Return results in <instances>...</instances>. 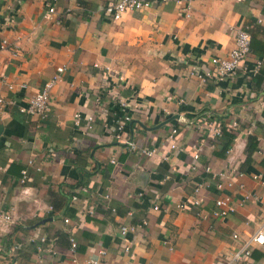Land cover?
I'll use <instances>...</instances> for the list:
<instances>
[{
  "label": "crops",
  "instance_id": "0c3cea01",
  "mask_svg": "<svg viewBox=\"0 0 264 264\" xmlns=\"http://www.w3.org/2000/svg\"><path fill=\"white\" fill-rule=\"evenodd\" d=\"M110 1L0 0V39L17 44L16 53L0 51V97L9 101L0 107V213L14 220L10 231L0 232V264L87 258L220 264L263 222L264 64L252 73L264 55L261 3L184 0L188 17L184 2L151 0L148 9L112 20L105 12ZM241 27L250 34V51L234 76L201 82L187 74L211 69L210 59L233 49ZM58 66L65 71L52 89L48 117L21 113ZM126 111L131 120L124 136L154 148L153 155L131 151L112 136L110 126ZM174 127L178 149L164 159ZM212 127L223 133L213 136ZM248 139L255 144L251 151ZM231 168L242 175L230 173L217 189V174ZM200 183L203 202L194 207L190 198ZM244 194L256 198L243 202ZM219 196L234 206L222 218L211 215ZM124 225L135 226L127 241L119 234ZM40 236L46 241L38 250ZM245 260L264 264V245H253Z\"/></svg>",
  "mask_w": 264,
  "mask_h": 264
},
{
  "label": "built area",
  "instance_id": "2783aa9c",
  "mask_svg": "<svg viewBox=\"0 0 264 264\" xmlns=\"http://www.w3.org/2000/svg\"><path fill=\"white\" fill-rule=\"evenodd\" d=\"M163 3L173 1L175 3H183L184 0H160ZM237 1H252V0H237ZM262 7L264 8V0H258ZM151 6V0H111L108 2V4L105 7L106 14L112 19V20H119L124 13L127 11H138V10H144L148 9ZM183 11L185 12L186 16H190V3L189 1L183 3ZM54 12L53 5H48L47 7V13L51 14ZM250 34L247 31L246 28H238L236 30L235 34V42L234 47L229 51V53L225 56H214L210 59V63L212 65L211 69H203V68H191L188 70L189 76H194L197 79H199L201 82H205L208 79H215L217 81H223L231 76H234L238 69L240 68V65L242 61L245 59L247 54L250 51ZM17 44L11 43L6 38L0 39V51L3 50H10L13 53H16ZM264 64V55L257 59L255 61V65L253 67L252 73H257L259 68ZM65 71V66H58L56 67L55 72L51 75L49 79H47L41 89L31 95L27 102L19 107V111L21 113L27 114V115H36L39 116L42 119H46L48 117V114L50 112V96L53 87L56 85L58 81H60L62 74ZM23 86V85H22ZM7 87L9 89H12L13 85L8 84ZM227 90L230 88L227 87ZM97 103H99V98L96 99ZM9 101L3 99L0 97V107L7 104ZM118 104L120 107L124 109L125 104L122 101H118ZM125 110V109H124ZM74 118V124L78 125L80 121V114L75 113L73 115ZM131 116L130 113L127 111L116 120L111 126L110 130L112 133V136L115 140L123 142L131 151H137L141 153L144 156H151L155 153V149H147V148H141L137 144L136 141L133 139L124 136V131L126 129V125L128 122H130ZM87 121L89 122L88 128H91V123L93 122V118L91 116L87 117ZM234 126H236V123H233ZM211 132L213 136H220L222 131L220 127H212ZM177 133V129L174 127L171 129V132L169 133L168 141H169V151L168 153L163 155L164 159L169 158V154L171 151H176L178 149V145L175 139V135ZM194 154L193 158L196 160L199 157V151H200V145H194ZM226 152H229L227 150ZM32 161H29L31 163ZM196 166L192 165V169H195ZM206 171H209V167H205ZM27 169L24 168L21 170V177H20V183H25L27 179ZM230 173L242 175L240 171H237L234 168H231L230 171H223L219 172L216 176L215 185L217 189H221L224 186V179L228 178V175ZM259 175H254V178H257ZM227 184L230 185V181H227ZM204 186L203 183L196 184L193 187L192 196L190 198V205L197 207L200 206L203 202V198L200 196L199 192L201 188ZM256 197H252L250 194H244L242 201L245 202L249 199H253ZM73 199H76L75 196H73ZM177 207L181 210H185L187 208V205L183 202H180L177 204ZM157 209V207H154ZM48 210L52 211L53 207L48 206ZM234 210V206L232 205L230 199L226 196H219L215 199V208L211 211V215L213 217L222 218L232 212ZM263 217H264V209H263ZM64 223H68L69 219L64 218ZM14 224V220L12 216L8 213H0V232H8L10 231L12 225ZM143 224H146V221H143ZM135 229L134 225L129 226H121L119 229V234L124 239V241H127V235L131 232H133ZM234 237H236V234H233ZM38 246L37 249L41 250L43 244L45 243V237L40 236L38 239ZM253 245H264V219L261 225L256 229V231L246 240V242L241 245L237 250H235L233 253H231L224 262L220 264H231V263H237L239 261H242L243 264H248L247 260L245 258H248L252 251ZM76 242L73 237H70V246L69 250L71 253H74L76 250ZM123 250L125 252L130 251V244L126 243L123 245ZM99 255L105 254V249H100ZM75 261V260H74ZM98 258H87L83 261H75V264H99Z\"/></svg>",
  "mask_w": 264,
  "mask_h": 264
},
{
  "label": "trees",
  "instance_id": "16d2710c",
  "mask_svg": "<svg viewBox=\"0 0 264 264\" xmlns=\"http://www.w3.org/2000/svg\"><path fill=\"white\" fill-rule=\"evenodd\" d=\"M223 133V132H222ZM225 135H227L228 137H229V139H232V135H229V134H227V133H224ZM251 139V138H250ZM250 139H248V150L247 151H251L253 148H255V144L254 143H251V140ZM250 141V142H249ZM228 146H229V142H228V144H225L223 147H222V152L224 153V152H226L227 151V149H228ZM249 156V155H248Z\"/></svg>",
  "mask_w": 264,
  "mask_h": 264
},
{
  "label": "water",
  "instance_id": "95a60500",
  "mask_svg": "<svg viewBox=\"0 0 264 264\" xmlns=\"http://www.w3.org/2000/svg\"><path fill=\"white\" fill-rule=\"evenodd\" d=\"M3 129H4V126L2 125V123H0V136L2 135L3 133ZM43 222V221H42Z\"/></svg>",
  "mask_w": 264,
  "mask_h": 264
}]
</instances>
